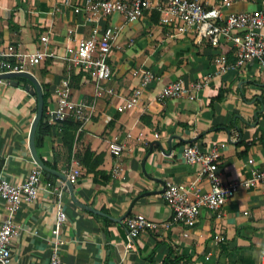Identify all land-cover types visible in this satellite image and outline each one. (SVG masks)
<instances>
[{"label":"crops","instance_id":"1","mask_svg":"<svg viewBox=\"0 0 264 264\" xmlns=\"http://www.w3.org/2000/svg\"><path fill=\"white\" fill-rule=\"evenodd\" d=\"M209 6L219 0H204ZM83 0H0V45L23 50L38 47L52 51L40 62L28 65L39 81L51 90L63 76L69 78L73 101L95 102L96 110L82 124L69 154L62 143L61 128L51 125L37 148L39 156L57 160L65 173L71 157L93 153L80 163V174L60 195L47 184L60 182L40 177L39 193L32 202L22 203L14 214L20 231L12 240L13 264H47L51 229L58 205L65 211L60 226L62 264H177L188 259L200 264H261L264 254V182L240 186L222 206V215L201 206L195 225L172 219V210L162 196L166 181L189 184L190 196L209 189L207 178H197L198 164L186 163L181 148L195 143L202 150L219 151L218 174L230 182L264 169V74L255 61L235 65L233 47L227 39L213 46L195 38L190 29L176 32L171 24L159 21V11L145 9L134 20L117 11L99 13L74 10ZM264 10V0H232L231 10ZM106 26L116 31L106 60L111 75L105 84L114 94L94 97V83L85 71L67 58L75 46ZM46 34L43 41L41 35ZM218 56L224 62L215 61ZM154 72L155 79L144 89L133 107L118 110L116 105L130 95L140 81L141 70ZM181 78L186 83L207 78L193 99L156 98L166 82ZM10 79V80H9ZM0 79V174L13 182L22 181L36 166L28 146V134L36 111L37 97L16 85L13 78ZM219 90L221 97H216ZM46 110V108H45ZM123 144L115 155L109 141ZM154 140L159 143L153 142ZM119 172L114 175L113 169ZM197 178V179H196ZM79 201L82 204H78ZM133 202V203H132ZM142 213L159 222L157 229H143L129 238L123 217ZM89 205L103 213L86 208ZM4 203L0 197V216ZM107 218V219H105ZM170 222L167 227L163 223ZM218 232L220 239L214 234Z\"/></svg>","mask_w":264,"mask_h":264},{"label":"built area","instance_id":"2","mask_svg":"<svg viewBox=\"0 0 264 264\" xmlns=\"http://www.w3.org/2000/svg\"><path fill=\"white\" fill-rule=\"evenodd\" d=\"M69 3L70 0H64ZM232 0H219L209 6L204 0H83L82 4H75L74 10L82 8L89 12L88 19H93L99 13L120 12L127 20L138 18L145 9L155 8L159 11V21L162 24H171L176 32L192 30L195 38H205L213 46H218L222 39H227L235 54V65H242L247 61H255L264 74V10L254 8L249 10L226 11ZM116 31L111 26H106L100 34L94 27L90 36L77 42L75 46L68 47L67 58L79 69L85 71L94 83V97L114 94L112 86L105 84L111 75L110 66L106 60L111 51V46ZM41 39L46 41L47 35L42 34ZM54 53L41 47L34 50H23L13 45H0V74L4 72H18L27 70L28 65H33L45 56ZM216 62L223 63L224 57L218 56ZM141 78L132 93L116 105L118 110H124L136 105L142 96L143 89L155 79L154 72L142 69ZM3 79V78H0ZM207 78L185 82L181 78L173 79L163 84L156 93L158 100L167 97L195 98L202 87L207 83ZM50 103L45 110L47 123H56L69 116L78 120L77 131L96 110L95 102L86 103L73 101L70 98L69 78L63 76L51 90ZM109 148L115 155L123 151V144L118 140L109 141ZM181 156L186 163L198 164V176L204 175L209 182V189L203 193H190L195 186V180L189 184L176 181H166L162 196L172 210V219L185 224L195 225L201 206L213 210L217 217L222 215V206L240 186H249L258 181L264 182V169L253 170L251 175L242 180L224 182L218 174L219 151L212 147L209 151L202 150L195 143H186L181 148ZM119 172L113 169L114 175ZM43 171L36 164L22 181L13 182L0 174V197L4 203V215L0 216V264H13L12 240L18 235L20 225L15 221L14 214L22 203L34 201L39 193V180ZM80 174V162L72 155L71 165L65 171V180L58 184L48 181L47 184L60 195L66 187V182H73ZM196 178V179H197ZM65 211L58 205L54 224L51 229L49 243V257L47 264H62L61 244L63 239L60 226L65 219ZM129 238L136 236L143 229H157L159 222L154 221L142 213H134L124 219ZM170 222L163 223L167 227ZM220 239V233L214 234ZM177 264H200L198 261L184 259ZM264 264V254L261 258Z\"/></svg>","mask_w":264,"mask_h":264},{"label":"trees","instance_id":"3","mask_svg":"<svg viewBox=\"0 0 264 264\" xmlns=\"http://www.w3.org/2000/svg\"><path fill=\"white\" fill-rule=\"evenodd\" d=\"M10 80V79H9ZM28 80L27 77L25 76H15L14 77V81L16 85H24V83ZM41 88H42V94H43V110H42V114L41 117L39 119V122L37 124V128H36V133H35V145L36 147H39L42 144V136L45 133H49L50 129H51V125L48 124L45 120V108H46V104H47V100H48V96H49V89H48V84L41 82L40 83ZM221 91L219 90L218 95L216 97L220 98L221 97ZM57 124L60 126L61 128V138H62V143L65 146L67 152L70 154L72 149H73V143L75 141V139H77L79 137V132L78 134L75 136V132H76V128L79 124L78 120L74 119L72 116H69L61 121H58ZM76 158L78 159V161L81 163H84V165L86 166V169H95V167L98 165V161H96L92 166H89V164L87 163V161L85 160V155H88V157H90L91 155H93V153L91 151H89L88 149H85L84 153L81 154H75ZM40 158L42 159V161L49 167L56 169L57 170V158L55 157L53 160H47L44 159L43 157L40 156ZM44 176L46 179L48 180H52L53 177L55 176L54 173H47L46 171H44L42 169ZM95 171H97L95 169ZM107 219V218H105ZM167 264V262H165Z\"/></svg>","mask_w":264,"mask_h":264},{"label":"water","instance_id":"4","mask_svg":"<svg viewBox=\"0 0 264 264\" xmlns=\"http://www.w3.org/2000/svg\"><path fill=\"white\" fill-rule=\"evenodd\" d=\"M15 76L27 77L31 81L32 85H30V84L25 85V89L29 90L32 93H36V97H37L36 111H35V114L32 118L30 128H29V134H28V146H29V150H30V153L32 155V158L34 159L35 163L38 166H40L44 171H46L47 173H54L55 175L59 176L60 179L65 180V177H66L65 173L47 166L42 161V159L40 158V156L37 152V148L35 145L36 128H37V124L39 122V119L41 117L42 110H43V94H42L41 85H40L39 81L36 79V77L29 70H22V71H18V72H4V73L0 74V78H3V79H9V78H13ZM153 142L159 143V141H157V140L152 141V143ZM3 163H4V158L0 156V171H1ZM66 188H68L71 191V182H66ZM163 189H164V186L161 190H163ZM76 202L78 204H82L79 201H76ZM132 203L130 204L127 212H125L120 217H117L116 218L117 220H121L123 217H125L127 215L128 211L131 209ZM83 205L86 208L91 209L95 212L103 213L102 211L95 209L89 205H85V204H83Z\"/></svg>","mask_w":264,"mask_h":264}]
</instances>
